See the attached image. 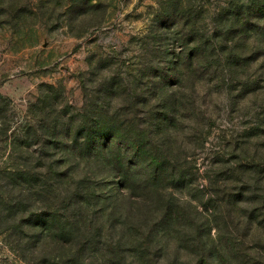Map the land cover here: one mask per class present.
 <instances>
[{"label":"rangeland","instance_id":"obj_1","mask_svg":"<svg viewBox=\"0 0 264 264\" xmlns=\"http://www.w3.org/2000/svg\"><path fill=\"white\" fill-rule=\"evenodd\" d=\"M249 11L258 18L246 20ZM229 36L226 42L235 47L224 50ZM190 51L197 57L231 51L246 61L232 72L212 74L211 68L201 76L199 64L184 71L175 63ZM111 78L124 91L114 97L106 120L126 98L132 106L120 110L121 117L146 128L142 99L156 100L158 81L186 118L194 100L199 114L193 110L191 119L163 131L171 140L172 131L188 134L192 149L188 161L196 180L177 193L191 207L197 200L232 196L227 214L233 229L225 208L188 204L199 225L206 222V253L218 246L229 264H264V0H0V264H48L59 246L53 237L45 240L41 216L56 209L35 194L33 183L26 192V175L16 178L21 166L40 172L34 165L45 162L38 155L43 146L24 149L20 140L49 111L58 116L90 106L99 85L105 88ZM124 128L119 131L136 134L134 126ZM23 217L29 223L21 228L32 239L17 247L13 234ZM33 236L42 251L21 250L39 245L32 244ZM188 259L195 264L193 253Z\"/></svg>","mask_w":264,"mask_h":264},{"label":"trees","instance_id":"obj_2","mask_svg":"<svg viewBox=\"0 0 264 264\" xmlns=\"http://www.w3.org/2000/svg\"><path fill=\"white\" fill-rule=\"evenodd\" d=\"M253 13L249 11L246 20L258 18ZM232 37L224 38L223 42ZM228 43H225L224 50L235 47V44L229 46ZM210 47L214 46L210 44ZM203 52L197 57L190 51L184 61L179 59L180 63H175L181 64L184 71L199 64L196 72L202 71L203 76L211 68L212 74L223 69L232 72L246 61V56L231 51L224 56L218 55L217 51H212L213 55ZM173 70V77L177 79L178 69L173 67ZM218 76L216 74V78ZM117 83L111 78L105 88V84L99 85L96 96L89 99L90 106L83 105L74 113L68 111L57 116L56 111L47 112L46 117L37 120L36 127H29L19 142V146L28 150L33 143L43 146L38 155L45 158V162L34 165V169L40 172L31 174L21 166L16 178L20 174L26 175V192L29 194V185L33 183L35 194L44 195L54 211L56 209L53 214H41L42 224L48 227L44 229L45 240L53 237L59 244L58 252L45 263L188 264L191 253L195 264H210L206 256L216 264L231 263L220 257L218 246L207 255L206 222L199 225L189 208V200L182 196V191L196 180V173L188 161L192 151L188 146V134L177 136L172 131L173 140L163 134V131L191 119L193 110L199 114L194 100L192 113L186 118L180 112L181 104L171 92L160 88L158 81L153 91L156 100L142 99L145 101L143 110L149 114L147 121L142 122L146 128L141 127L137 119L121 117L120 110L132 106L131 101L126 104V98L117 104L112 117L106 120L114 97L124 91L116 88ZM157 109L160 114L155 116L152 113ZM110 122L113 126H108ZM124 124L127 128H137L136 134L119 131ZM163 125L165 128H159ZM44 128L50 133H43ZM34 180L37 183L32 182ZM178 187L181 194L177 193ZM231 197L221 196L205 202L197 200L195 203L190 200L194 204L190 207L197 209L201 206L211 211L225 208L227 227L233 229L227 214L234 202ZM25 221V217L20 219L18 230L13 234L17 247L23 240L29 242L32 239L24 227L21 228L29 223ZM33 240V245H39L21 250L36 248L40 253L42 242L36 236Z\"/></svg>","mask_w":264,"mask_h":264}]
</instances>
